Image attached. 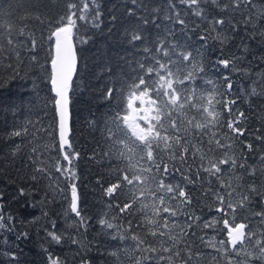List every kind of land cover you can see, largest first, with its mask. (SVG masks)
Returning <instances> with one entry per match:
<instances>
[{
    "label": "trees",
    "instance_id": "16d2710c",
    "mask_svg": "<svg viewBox=\"0 0 264 264\" xmlns=\"http://www.w3.org/2000/svg\"><path fill=\"white\" fill-rule=\"evenodd\" d=\"M68 2L69 0H0L2 5L0 6V24H11L14 30H18L23 23H27L26 34L32 33L38 42L34 52H30L22 45L18 48L23 63L18 61L15 52L7 45L6 39L0 46V194H2L0 205L6 216L13 217L10 225L13 230H0V264H9L8 257L2 255L6 251L16 252L18 264H47V253L43 251L44 248L53 255L59 256L65 264H78V252H83L92 264H133V261L129 259L130 246L133 242L113 240L112 235L115 234V230L106 229L99 224L100 219H107L113 224L123 225L121 229L123 232L127 228V220H132L135 232L146 236L145 229L137 227L144 219V213L139 210V201L130 210L131 215L121 214L115 207L132 199L128 186L119 190L113 197L107 196L104 191L111 183L116 182L117 167L124 168L127 164V160H117L115 157L116 150L122 146L115 144L114 141L122 138L123 133L117 130L112 121L116 112L120 111L126 103L124 99L127 94L126 84L144 74L139 64L146 62L149 54L144 53L143 48L154 47L153 41L158 36L163 38L167 34L165 26L171 28L173 32V35L168 37L170 43L183 45L194 55L198 48L202 52L203 55L197 56V59L203 63L205 72L200 73L194 81L198 91L210 87L204 83L207 79L216 81L217 86L221 87L223 75L230 76L233 81V91L228 98L239 97L237 106L248 114L247 127L253 132V135H247V141L256 146V152L248 154L247 164L250 168L264 169V164H261L259 159L264 150V144L254 138L255 135L264 132V96L249 97L242 91H250L261 81L264 65L258 66V61L264 56V44L258 40L247 41L252 53L248 56V60L252 63L249 65L245 61L237 65L245 69L243 73L230 72L222 66L217 71L213 65L220 57L222 49L225 55L230 56L232 52L240 55L235 47L240 43V37L237 36L234 42L225 45L210 38L206 46L202 47L204 42L200 41L198 36L207 27V23L192 16L188 9L179 4V0H175L177 10L181 11L187 26L172 24L164 19L165 15L170 14L167 11V0H138L136 6L131 4V0H95L101 12L100 26L93 27L91 20L78 21L79 31L74 41L78 52L79 68L70 90L72 117L70 141L73 149L79 152V158L74 161L75 180L71 182L77 186L82 215L87 218L86 230L79 227L78 218L69 209L71 182L54 168L57 158H60L62 163L63 161L62 157L57 156L54 148V144L58 142V135L53 121L54 94L51 92L49 82L50 53L53 42L48 39L50 35L48 21H55L63 15ZM128 8H135L137 16L148 15L151 18V15H157L159 17L157 22L162 25L160 29H156L151 24L143 26L146 37L143 44L131 43L128 40L126 30L137 23L135 18L128 15ZM153 9L158 11L153 13ZM185 13L187 15H184ZM212 14L214 12L209 11V15ZM37 16L44 21L43 24L35 19ZM113 16L116 17L115 20ZM26 17L27 20H25ZM236 19H240L239 13L236 14ZM195 25L199 27L193 31ZM0 34L7 35L3 28H0ZM227 34L231 35V33ZM215 35L216 33H212V36ZM243 35L245 31L241 27L240 36ZM33 55H36V61L31 60ZM108 88L115 90L110 100L105 99ZM257 91H260L259 87ZM193 117L196 121L202 120L201 114L194 109L189 110L187 116L181 115V119L184 120ZM223 118H227V113ZM21 127H27L29 133L23 137L8 138L9 132ZM184 127L191 129L188 133L191 143L197 144V147L207 152L210 157L221 155L219 150L208 152L209 145L206 143L209 139L208 135H201L198 130L186 123ZM109 129L115 133L112 139H109ZM215 131L223 139V132L227 130L215 129ZM194 134L195 138H193ZM53 137L57 139L54 141ZM15 145L20 147L13 154ZM34 147L36 152L32 151ZM165 159L167 160V156ZM140 163L145 167L148 166L145 161ZM176 163L177 167H182L185 174L195 180V183H188L182 179L180 173L174 171L171 176L165 177V182L180 183L185 191L192 195L193 203L188 209L189 212H194L205 220L218 217L220 213L215 211L217 204L211 192L219 191L223 195H226V192L221 188V182L216 177H210L202 170L200 178H197L196 173L201 163L206 164V161L202 162L197 154L189 155L187 164H181L178 161ZM169 164L171 167V161ZM40 167L48 171L37 172L36 169ZM223 167L225 168V172L221 174L223 180H230L235 185L237 183L235 177L227 170V166ZM241 174H243L242 169L236 173V175ZM34 175L37 177L35 180L32 179ZM253 180L258 184H264V171H258L255 177L245 176L239 183L245 184V181L251 183ZM145 187L151 189L155 185L149 181ZM20 189H23L26 194L21 196ZM59 189L64 191L61 192ZM205 193L209 194L205 195ZM137 195H139L138 192ZM151 200L146 191L144 203H151ZM259 210L260 207L257 206L256 201L245 209L238 208L236 222H242L247 216L249 217L247 222L253 230L264 232V224H261L258 217L252 216V212ZM148 215L150 216L151 213L148 212ZM175 219L183 223L186 217L178 216ZM48 231H57L62 234L64 237L62 243L56 245L51 242L47 237ZM195 231L197 237L207 234L206 239L215 238L219 241L227 238L222 226H218L217 230L213 231L203 229L200 225L195 228ZM23 232L28 233V238L17 239V235ZM73 239L81 243L73 244ZM147 239L156 242L150 236H147ZM196 244L200 245L199 239H196ZM112 251L118 252L119 260L108 254ZM199 251L205 255L194 259L193 264H210L211 256L217 255L203 245H200ZM11 264H17V262H11ZM220 264H224V261L221 260Z\"/></svg>",
    "mask_w": 264,
    "mask_h": 264
},
{
    "label": "snow or ice",
    "instance_id": "6c2138e0",
    "mask_svg": "<svg viewBox=\"0 0 264 264\" xmlns=\"http://www.w3.org/2000/svg\"><path fill=\"white\" fill-rule=\"evenodd\" d=\"M137 3L138 0H131L132 5L136 6ZM179 4L188 9L192 16L207 23V27L198 36V39L204 42L202 47L206 46L210 38L225 45L234 42L237 36L240 37V43L235 45L240 55L232 52L228 56L222 49L220 57L213 65L217 71L222 66L230 72L243 73L245 69L237 65L245 61L251 65L252 61L248 60V56L252 53L247 41L258 40L264 44V0H179ZM157 11L153 9V13ZM167 11L170 14L164 16L165 20L172 24L187 26V21L183 18L181 11L177 10L175 0H167ZM209 11L214 14L209 15ZM127 13L137 20L135 25L126 30L131 43H145L143 26L151 24L156 29L162 27L157 22L159 18L157 15H151V18L148 15L137 16L135 8H128ZM237 13L240 14L239 20L236 19ZM100 16L99 5L95 0H69L66 12L55 21H48L50 28L48 39L53 42L50 53L49 82L51 92L54 93L53 121L58 135V142L54 144V148L57 156L62 157L63 161L62 163L61 159L57 158L54 168L70 182L75 180L74 161L79 158V152L73 149V144L69 139V92L77 68L74 38L77 37L79 31L78 21L91 20L93 27L99 28ZM27 19L26 17L25 20ZM35 19L41 24L44 23L39 16ZM113 19L115 20L116 17L113 16ZM196 27L199 25H195L192 30L195 31ZM241 27L245 31L243 36H240ZM0 28L7 33L6 36L0 34V46L6 39L7 45L15 52L20 63H23L18 50L21 45L30 52L37 49L38 42L35 36L30 32L26 34L27 23H23L18 30H14L11 24H0ZM165 30L167 34L163 38L158 36L153 41L154 47L145 46L143 48V52L149 54L147 61L139 64L144 74L126 84L127 94L124 97L126 103L113 118L112 122L117 130L123 133L122 138L114 141L115 144L122 146L116 150L115 157L117 160H127V164L124 168L117 167L116 182L111 183L104 190L107 196L113 197L119 190L128 186L132 199L123 205L117 204L115 207L118 208L119 213L131 215L130 210L139 201V210L144 213V219L137 227L144 228L146 236L135 232L132 220H127V228L123 232L121 231L123 225L113 224L107 219H100L99 224L106 229L115 230V234L112 235L113 240L133 242L130 246L131 255H129L133 264H193L194 259L205 255L199 251L200 245L210 248L217 254L211 256L210 264H220L221 260L224 264H264V232L253 230L247 222L249 220L247 216L242 222H236L237 209H245L256 201L260 210L252 212V216L258 217L261 224H264V184H258L255 180L251 183L247 181L245 184L239 183L245 176L255 177L258 171H264V169L250 168L247 164L248 154L256 152V146L247 141V135H253L252 130L247 127L248 114L237 106L239 97L237 99L228 98L233 91V81L229 75L222 77L223 91L212 79L204 81L210 86L209 88L200 91L196 89L195 79L200 73L205 72L203 63L197 59V56L203 55L202 52L198 48L194 55L183 45L170 43L168 37L173 35L172 29L165 26ZM212 33L216 35L212 36ZM25 37L26 39H23ZM253 59H255L254 56ZM31 60L36 61V55H33ZM259 65H264V56L260 57ZM257 87L260 91H257ZM114 91L113 88H108L105 99L110 100ZM242 91L249 97L264 96V74L261 75V81L257 83V86L252 87L250 91ZM192 109L201 114V121H196L195 117L188 120L181 119V115L187 116L188 111ZM225 113H227V118L222 119ZM185 123L198 130L201 135L209 136L206 142L209 145L208 152L219 150L221 155L210 157L207 152L197 147V144L191 143L188 136L191 129L184 127ZM215 129L227 130L223 132V139ZM28 133L27 127L14 128L8 133V138L23 137ZM109 133V139H112L115 133H112L111 129ZM254 138L264 144V132H260ZM56 139L53 137L54 141ZM19 147V145L14 146L13 154L19 150ZM32 151L36 152V148H32ZM197 154L202 162L206 161V164L201 163L196 173L197 178H200L202 170L210 177H216L221 182V188L226 192V195L219 191L211 192L217 204L215 211L220 215L207 220L188 211L192 206L193 197L180 183L165 182V177L171 176L174 171L180 173L183 180L194 184L195 180L185 174L182 167H177L176 162L187 164L188 156ZM106 155L109 154L106 153ZM259 159L261 164H264V150ZM141 161H145L148 166L142 165ZM169 161H171V167ZM223 166H227V170L235 177L237 181L235 185L230 180H223L221 175L225 172ZM241 169L243 174L236 175ZM36 171L44 173L48 170L40 167ZM36 178L35 175L32 177L33 180ZM149 181L155 185L154 188L145 187ZM70 188V212L78 218L79 227L86 230L87 218L82 215L77 186L71 182ZM59 191L63 192L64 189H59ZM146 191L152 198L151 203H144ZM25 194V191L20 189V195ZM208 194L205 193V195ZM174 201L176 203H173ZM148 212L151 213L150 216ZM178 216L186 217L183 223L175 219ZM12 220L13 217L6 216L0 205V230L12 231L10 227ZM200 225L203 229L213 231H216L218 226H222L227 238L217 241L215 238L206 239L207 234L197 237L195 228ZM147 236L152 237L156 242L149 241ZM47 237L56 245H60L64 239L57 231H48ZM21 238L27 239L28 233L18 234L17 239ZM196 239H199L200 245L196 244ZM72 243L79 245L81 242L73 239ZM43 251L47 253V264H65L64 260L53 255L47 248ZM108 254L119 260L117 251ZM2 255L8 257L9 264L11 262L18 264L16 252L6 251ZM77 255L79 256L78 264H92L83 252H78Z\"/></svg>",
    "mask_w": 264,
    "mask_h": 264
},
{
    "label": "water",
    "instance_id": "95a60500",
    "mask_svg": "<svg viewBox=\"0 0 264 264\" xmlns=\"http://www.w3.org/2000/svg\"><path fill=\"white\" fill-rule=\"evenodd\" d=\"M74 46H75V50H76V53H77V68H76L75 74L73 75L72 85H73V83L75 81V78H76V75H77V72H78V66H79L78 52H77V47H76L75 41H74ZM72 85H71V87H72ZM69 98H70V92H69ZM69 112H70V119H69V129H70L69 139H70L71 138V134H72V132H71V119H72V117H71V101H70V104H69Z\"/></svg>",
    "mask_w": 264,
    "mask_h": 264
},
{
    "label": "bare ground",
    "instance_id": "6f19581e",
    "mask_svg": "<svg viewBox=\"0 0 264 264\" xmlns=\"http://www.w3.org/2000/svg\"><path fill=\"white\" fill-rule=\"evenodd\" d=\"M79 68V67H78Z\"/></svg>",
    "mask_w": 264,
    "mask_h": 264
}]
</instances>
